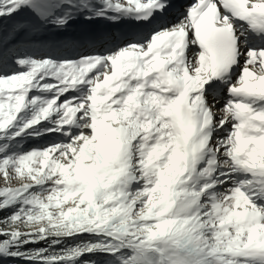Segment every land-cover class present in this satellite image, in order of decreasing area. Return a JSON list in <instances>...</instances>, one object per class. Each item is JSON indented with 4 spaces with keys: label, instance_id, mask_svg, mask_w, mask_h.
Here are the masks:
<instances>
[{
    "label": "snow or ice",
    "instance_id": "obj_1",
    "mask_svg": "<svg viewBox=\"0 0 264 264\" xmlns=\"http://www.w3.org/2000/svg\"><path fill=\"white\" fill-rule=\"evenodd\" d=\"M0 264H264V0H0Z\"/></svg>",
    "mask_w": 264,
    "mask_h": 264
},
{
    "label": "rangeland",
    "instance_id": "obj_2",
    "mask_svg": "<svg viewBox=\"0 0 264 264\" xmlns=\"http://www.w3.org/2000/svg\"><path fill=\"white\" fill-rule=\"evenodd\" d=\"M225 95H226V93H225Z\"/></svg>",
    "mask_w": 264,
    "mask_h": 264
}]
</instances>
